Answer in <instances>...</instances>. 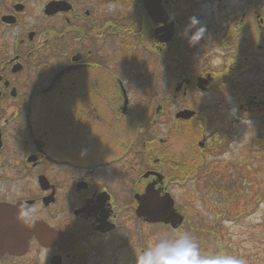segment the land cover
<instances>
[{"label": "flooded vegetation", "instance_id": "flooded-vegetation-1", "mask_svg": "<svg viewBox=\"0 0 264 264\" xmlns=\"http://www.w3.org/2000/svg\"><path fill=\"white\" fill-rule=\"evenodd\" d=\"M169 73L170 96L139 93ZM190 93L169 126L166 108ZM263 120L264 0H0V264H135L185 232L203 255L261 264V237L216 230L247 229V207L225 206L247 180L261 205ZM24 207L39 210L31 230Z\"/></svg>", "mask_w": 264, "mask_h": 264}, {"label": "rangeland", "instance_id": "rangeland-1", "mask_svg": "<svg viewBox=\"0 0 264 264\" xmlns=\"http://www.w3.org/2000/svg\"><path fill=\"white\" fill-rule=\"evenodd\" d=\"M194 9V6L192 7V11ZM210 9H204L202 6L198 5L195 7V15H199V20L198 23L195 24L196 28L198 29H203V26L209 22V17H206V14H209ZM211 33V29L209 31L208 34ZM191 41L193 40L192 37L189 38ZM189 53V55L191 56V60H190V67H189V74H193V73H197V65H195V63L198 62V57L199 55L194 53V52H187ZM220 60L218 58H214L213 59V63H218ZM175 76L172 73H169L167 78L168 81L166 84H164V81H149L150 85H145L143 83V81H136L137 82V88L140 90L139 93H154V94H160L161 95V99L167 98L166 95L171 94L173 87L176 86L177 81L174 78ZM144 90H147L148 92H144ZM223 97V106H221V108H226L228 105L230 106V108L228 109L229 114L233 116V110H232V106L233 103L230 102V99L226 98L225 96ZM192 93H190L188 100L184 103V104H180V103H173L170 104L166 109L169 111V113H167V122L168 125L170 126L172 121L174 120L173 116V112L175 111V109H177L178 107H192ZM220 108V109H221ZM167 111V112H168ZM166 125V123H165ZM251 133L250 131H245L242 132V136L243 138L250 139L251 137ZM240 140H236V142H239ZM261 141H264V120L261 122ZM248 166L249 167H253L254 166V161L252 160V158H250V156H248ZM250 172V171H249ZM248 181V190L246 193L244 194H240L234 190L231 191V198L230 200H228L225 204V206H230L232 208V210H238L241 206H246L247 207V229H243L240 230L241 232H243V235H239V229L238 228H232L229 227L228 224H224V228L223 229H217L216 231V237L219 238H223V239H228V232L230 230L231 233V237L234 238L235 234H237L238 236H242V237H252L255 238L256 235H258V237H261V242L259 243V245H261L259 248H261V264H264V151L261 150V205L256 203V196L253 193L252 189H255V185L256 182H253L250 184L251 180H247ZM251 185V186H250ZM172 196L174 197L176 203L178 205H180L182 202L180 200V195H182V191L178 190V188H176L175 186L172 188L171 191ZM184 195L186 196H191V190L190 189H186L184 192ZM259 206H261V211L259 209ZM188 207H191V205L189 204ZM191 210V209H189ZM247 234V235H246ZM246 235V236H245ZM169 237H172V235H168ZM201 237H206V235L201 231L200 234ZM203 248V249H202ZM210 246L208 245H203L201 246V253H208L207 249H209ZM251 247L249 246L248 249H250ZM206 250L207 252L203 251ZM216 253H220V254H224L225 251H220L219 250H215ZM253 263L255 264V262L253 261Z\"/></svg>", "mask_w": 264, "mask_h": 264}, {"label": "clouds", "instance_id": "clouds-1", "mask_svg": "<svg viewBox=\"0 0 264 264\" xmlns=\"http://www.w3.org/2000/svg\"><path fill=\"white\" fill-rule=\"evenodd\" d=\"M190 23L198 21L192 18ZM202 35L204 29L198 30ZM200 36L197 39L198 40ZM38 209L24 207L17 209L16 221L26 230L36 225ZM135 264H246L245 260L233 255H203L195 238L185 232L182 235L169 237L168 234L158 235L154 241L135 257Z\"/></svg>", "mask_w": 264, "mask_h": 264}, {"label": "water", "instance_id": "water-1", "mask_svg": "<svg viewBox=\"0 0 264 264\" xmlns=\"http://www.w3.org/2000/svg\"><path fill=\"white\" fill-rule=\"evenodd\" d=\"M183 113H184V112H180V113H178V114L176 115V117L181 116ZM149 200H153V196H151L150 194H148L147 196H145L144 199H143V201L141 202V204H140V209H139V213H140V214H143V213L145 212V210L147 209L148 206H150V207H153V206H154L153 202L148 203ZM161 205H162V206H167V207H168V209L166 210V213H165V214L170 213L171 210H173V209H172V208H173V207H172V206H173V200H172V198L168 195V200H167L166 198H164V199L162 200ZM150 213H151V214H156L157 216H158L159 214H161V212H160L159 210H157V209L154 210V211H150ZM151 218H152V220H159V219H157V218H155V217H151Z\"/></svg>", "mask_w": 264, "mask_h": 264}]
</instances>
